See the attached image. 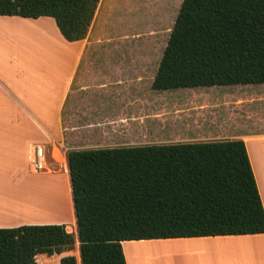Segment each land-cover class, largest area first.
<instances>
[{
  "label": "trees",
  "instance_id": "trees-1",
  "mask_svg": "<svg viewBox=\"0 0 264 264\" xmlns=\"http://www.w3.org/2000/svg\"><path fill=\"white\" fill-rule=\"evenodd\" d=\"M100 0H0V16L51 18L83 40ZM264 84V0H183L152 89ZM81 264H126L121 242L264 234L241 139L66 153ZM69 175V176H68ZM63 224L0 228V264L73 249ZM60 264H76L65 256Z\"/></svg>",
  "mask_w": 264,
  "mask_h": 264
},
{
  "label": "crops",
  "instance_id": "crops-1",
  "mask_svg": "<svg viewBox=\"0 0 264 264\" xmlns=\"http://www.w3.org/2000/svg\"><path fill=\"white\" fill-rule=\"evenodd\" d=\"M34 31L48 39L46 54L33 53L32 43L23 47L17 42ZM147 63L145 57L90 54L85 38L67 42L49 17L0 16V192L14 199L31 197L25 194L29 187L24 179L44 176L32 173L30 164L35 148H41L48 167L58 164L57 157L62 159L65 177L54 187L61 190L66 181L75 227L65 175L68 151L183 141L173 133L184 130L182 123L167 129L164 138L165 91L152 89L158 67L152 73ZM234 139L245 144L264 210V127ZM251 144L256 146V163ZM4 195L0 228L63 223L10 214ZM121 247L126 264H264V234L124 241Z\"/></svg>",
  "mask_w": 264,
  "mask_h": 264
},
{
  "label": "rangeland",
  "instance_id": "rangeland-1",
  "mask_svg": "<svg viewBox=\"0 0 264 264\" xmlns=\"http://www.w3.org/2000/svg\"><path fill=\"white\" fill-rule=\"evenodd\" d=\"M182 1L100 0L85 37V41L89 44V53L122 58L145 57L148 59L147 65L151 67V72H155ZM39 32L41 31H34L32 37L24 33V40L20 39L17 42H21L20 45L23 47L32 43L36 47L33 53L46 54L49 50L48 39L38 37ZM176 123L185 125L183 131L173 130V133H178L174 138L183 140L178 143L215 142L231 140L244 134H255L264 127V84L165 91L164 138L168 136H166L167 129L176 126ZM171 143L174 142H164V144ZM249 151L256 163L255 144L250 145ZM56 160L58 162L56 166L48 167L44 164L40 172L31 170L34 174L40 173L39 175L44 176L24 179L29 187L25 190V194L38 195L48 188L55 191L59 189V186H54L59 183L61 176L65 177L64 165L59 166L62 159L57 157ZM0 194L10 193L0 192ZM39 201L43 203L42 198H39ZM40 207L37 204L35 213L23 214L37 217L36 221H44V219L62 221L65 231L74 238L73 249L65 253L67 256H74L76 264H81L76 226L74 232L67 229L68 225L74 222L68 205L67 207L63 205V211L55 215L49 214V209L45 205L42 204V208L45 207L43 209ZM38 256L37 263L54 264L61 254L54 258H47L42 254Z\"/></svg>",
  "mask_w": 264,
  "mask_h": 264
},
{
  "label": "bare ground",
  "instance_id": "bare-ground-1",
  "mask_svg": "<svg viewBox=\"0 0 264 264\" xmlns=\"http://www.w3.org/2000/svg\"><path fill=\"white\" fill-rule=\"evenodd\" d=\"M66 173L67 168L65 167V175ZM4 196V198L6 199L5 209L10 212V214H20L26 212L35 213V208L37 207V204H39L41 206L40 209L47 207L49 209L48 213L55 215L56 213L63 211V205L67 207V205L69 204L66 181L64 187H62L61 190L58 189L55 191L51 188H48L42 190L38 195L32 194L31 197H28V199H14V197H11L10 194ZM39 198H42L43 203H41L42 201H39ZM42 204L43 206L45 205V207L42 208ZM68 226V231L74 232V227L72 225Z\"/></svg>",
  "mask_w": 264,
  "mask_h": 264
},
{
  "label": "built area",
  "instance_id": "built-area-1",
  "mask_svg": "<svg viewBox=\"0 0 264 264\" xmlns=\"http://www.w3.org/2000/svg\"><path fill=\"white\" fill-rule=\"evenodd\" d=\"M30 164L32 166L33 171H35V172L41 171L43 169L44 155H43V151L41 148H35ZM37 258H39V256L38 257L36 256L34 258L35 263L41 264V263H37ZM42 264H48V263L45 262Z\"/></svg>",
  "mask_w": 264,
  "mask_h": 264
}]
</instances>
